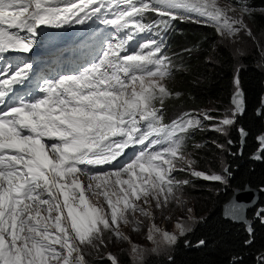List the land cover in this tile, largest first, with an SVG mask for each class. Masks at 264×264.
Returning a JSON list of instances; mask_svg holds the SVG:
<instances>
[{"label": "snow or ice", "instance_id": "1", "mask_svg": "<svg viewBox=\"0 0 264 264\" xmlns=\"http://www.w3.org/2000/svg\"><path fill=\"white\" fill-rule=\"evenodd\" d=\"M237 3L240 14L218 0H0V57L31 53L41 27L99 21L113 30L94 38L97 54L75 74L45 79L33 99L17 95L21 87H30L31 62L17 57L0 67V264H88L85 257L91 253L85 248L99 250L109 237L130 242L120 228L132 224L138 230L142 221L137 213L153 221V207L182 203L177 193L190 181H177L174 172L227 183L224 175L195 170L184 147L186 136L202 129L203 121H212V130L225 135L235 124L244 110L239 78L234 79L233 107L222 118L207 111L185 113L165 124L162 108L172 95L166 87L172 62L162 41L151 36L129 48L137 36L178 19L212 26L224 40L241 34L254 39L244 19L248 5ZM147 13L158 19L144 23ZM239 131L242 138L247 135ZM257 139L254 158L261 159L264 135ZM134 145L141 151L116 167ZM101 165H112V170L91 173L87 167ZM90 196L102 197L103 204ZM229 212L243 219L239 203L231 204ZM256 215L264 223V209ZM175 227L178 232L170 233L150 224L146 238L157 245L153 253L189 231L182 222ZM131 251L134 260H143V249L132 244ZM106 260L120 264L111 253Z\"/></svg>", "mask_w": 264, "mask_h": 264}, {"label": "trees", "instance_id": "2", "mask_svg": "<svg viewBox=\"0 0 264 264\" xmlns=\"http://www.w3.org/2000/svg\"><path fill=\"white\" fill-rule=\"evenodd\" d=\"M250 8L246 19L253 34L264 31V0H244ZM175 34L172 37L174 62L178 68L166 83L172 95L164 101V106L170 109L183 106L199 111L212 102L214 109H223L228 105L232 91V65L234 60L228 49L214 43V28L198 25L190 20L175 22L172 26ZM264 50V43H262ZM211 56V58H209ZM213 58V59H212ZM258 52L255 47L246 56L240 58L242 67L238 69L239 88L244 96V110L236 116L235 124L230 127L225 137L208 131L202 138L197 132L186 143L185 149L194 150L191 155L195 160V168L202 172L216 171L217 150L212 141H223V150L219 151L228 164L227 170L231 178H227V187L218 182L204 181L180 172L189 180V199L193 202L196 216H201L188 233L179 237L171 246L166 256H145L137 264H262L257 255L264 251V223L259 217L254 218L256 206H264V193L257 205L246 211V218L251 222V233L248 234L243 223H234L221 217V205L228 199L234 188L242 189L245 184L250 188L264 189V157L258 161L248 157L258 149L256 137L264 132V72L255 62ZM215 61V62H214ZM178 94V95H177ZM258 110V115L256 110ZM243 129L244 137L240 153L239 138ZM207 139V141H205ZM232 143L229 144L228 141ZM209 141V142H208ZM208 142V144L204 143ZM194 144L199 145L195 147ZM207 165V166H206ZM214 193H213V192ZM187 244H184L185 241ZM203 241L199 246L196 242ZM124 256H120L123 261ZM261 257V256H260ZM92 264H109L106 259L91 261ZM136 264V263H132Z\"/></svg>", "mask_w": 264, "mask_h": 264}, {"label": "rangeland", "instance_id": "3", "mask_svg": "<svg viewBox=\"0 0 264 264\" xmlns=\"http://www.w3.org/2000/svg\"><path fill=\"white\" fill-rule=\"evenodd\" d=\"M218 3L222 7L234 8L236 10V14H240V6L237 3V0H218ZM249 11H250V8L248 7V12ZM244 19L246 22L247 17H244ZM253 37H254V39L250 38L246 35L241 34V36L239 38H236L234 40L232 38H230L228 40H224L216 33V31L214 29V33H213L214 43H218L222 46H225L228 49L230 55L232 56V58L234 60V63L232 65V90L236 89L235 84H234V79L236 78V74H237L238 69L242 67V62H241L240 58L249 54L252 47H255V49L258 52V59L256 60L255 65L264 72V50L262 47V43H264V31H262V30L258 31L256 34H253ZM240 53H242V55ZM209 58H211V56ZM17 62H19V61H17ZM166 87L168 89H171V86L168 83H166ZM167 100H169V99L166 98L165 102H168ZM175 100L176 99L172 98L169 101L173 102ZM170 102H168V103H170ZM207 104H209V105L202 107L201 110H199V111H195V110L191 111L189 108H186L183 106H174L171 110L164 108V113L166 114L167 117H170L173 110L177 109V108H178L177 110H179V109L180 110H186V111H188L187 113L193 114V115H199L200 113L207 111L212 116H215L219 119V118H222L226 114V112L232 108L229 103H228V105L223 106V109H219V110L213 108L212 102L207 103ZM212 123H213L212 121H203L204 127L200 130L194 131L193 135L195 132L196 133L201 132L203 134L201 139H203L205 137L204 135L206 132L213 131L214 133H218L222 138L225 137V134H221L219 132L212 130V127H211ZM229 130H230V128L228 129V132H229ZM262 134L264 135V132ZM205 141H207V139ZM209 141H212L215 150H217V155H216L217 157L216 158H217V162H218L217 163L218 169L216 171H207L205 173L221 174V175H224L226 180H227V174L223 173V171H222L224 166H225V164H224L225 158L222 154H220L221 152L219 153V151L223 150V148L221 149V148L217 147V145H223V141L222 142H216V140H209ZM208 142L204 143L203 146L205 144H208ZM194 146L197 147L196 144H194ZM258 148H259V142H258ZM193 152H194V150L192 148L185 149L184 155L186 157L192 159L193 157L191 155H193ZM192 160L195 162L194 159H192ZM195 167L196 166L194 163V168ZM195 170L200 171L197 168H195ZM181 172L187 173V175L191 176L190 172H188V171H181ZM175 173H177V171ZM174 178L177 181L186 180V178L182 174H180V176H177ZM220 185L227 187L228 182L226 184L220 183ZM186 187H189V184L184 185L182 187L181 191L177 193V196L180 198L182 203L177 204L176 202L173 201V202H170L166 208H162V209H155L154 207L152 208L153 216H154L153 221H150L149 219H147L143 216H140L137 213L135 218L137 220L142 221V224L139 226L138 230L134 231L132 224L121 225L120 231L130 238V242L120 241V240L115 239L114 237H109L106 246H101L99 250H95L92 248H85L84 251L86 253H91L90 255H86V257H85L86 260L88 261V264H92L91 261L93 259H95V261L101 260V259H106L107 255L109 253L116 255L120 264H132V263L137 264L140 261L134 260V254L131 251L132 244H135V245L139 246L140 249L144 250V257L145 256H159V255L160 256H166L171 247L165 248L163 245H161L162 250L159 252L153 253L151 251V249L155 248L157 245L150 242L149 240H147V238H146L147 237V230L150 227V224L152 222H154L162 230H167L170 233H177L178 230L176 229L175 225L177 222H182V223L186 224L189 228V231H191V229L194 227V224L196 223V221L201 216L195 215L194 208H193V202H192V200L189 199V193H188ZM90 199L92 200L93 203L99 202V203L103 204V200L100 198L98 200V198L95 196H90ZM145 207H147V206H145ZM187 209H191L192 210L191 213H189L187 211ZM189 217H191V219H189ZM259 221H261L260 217H259ZM189 231H187L186 233H188ZM179 237H181V236H179ZM157 239L159 240L160 237L158 236ZM122 255L124 256L122 258L123 261H120L119 258ZM257 256H259L258 260L260 262H263L262 264H264V253L259 254ZM256 264H258V263H256Z\"/></svg>", "mask_w": 264, "mask_h": 264}, {"label": "water", "instance_id": "4", "mask_svg": "<svg viewBox=\"0 0 264 264\" xmlns=\"http://www.w3.org/2000/svg\"><path fill=\"white\" fill-rule=\"evenodd\" d=\"M236 90L237 89L232 90L230 92V95H229V104H230L231 107H233L232 106V97H233L234 93L236 92ZM239 90L242 93V98H243V101H244L243 92H242V90L240 88H239ZM261 105H264V100L263 99L261 100ZM258 110H259V108L256 110V114L257 115L259 113ZM261 135H259V136H261ZM259 136L256 137L257 142H259L258 139H257ZM244 137L242 138L241 134H240L239 149H238L239 153H240L241 147L243 145ZM257 153H258V149H256L248 157V159H251V160H254V161H258L259 159L254 158L257 155ZM262 193H264V189L263 188H260V187L250 188V187L247 186V184H245L242 189L234 188L232 190L230 196L228 197V199L221 205V217L224 220H227V221H230V222L243 223L247 233L250 234L248 229H249V227L251 225V222L245 216L246 215V211L248 209H251V208H253V207H255L257 205L258 198H259V196ZM233 203H239L240 205L243 206V208H244L243 219H235L230 214L229 208H230V205L233 204ZM256 207L257 208L255 210L254 218L257 217L256 213L259 212L260 209H264V206H256ZM187 243H188V241L186 240L184 242V244H187ZM200 244H201L200 242H196L193 246H199ZM263 253H264V251L261 252V254H263ZM256 263H257V261H256Z\"/></svg>", "mask_w": 264, "mask_h": 264}, {"label": "flooded vegetation", "instance_id": "5", "mask_svg": "<svg viewBox=\"0 0 264 264\" xmlns=\"http://www.w3.org/2000/svg\"><path fill=\"white\" fill-rule=\"evenodd\" d=\"M263 100H264V99H263ZM239 139H240V138H239ZM243 141H244V139H243ZM227 166H228V164H225V166H224V168H223L222 171H223V173H226V174H227V178L230 179V178H231V175H230V173H228V170H227V172L224 171L225 169H228Z\"/></svg>", "mask_w": 264, "mask_h": 264}]
</instances>
